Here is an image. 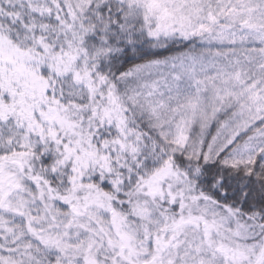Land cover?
Returning a JSON list of instances; mask_svg holds the SVG:
<instances>
[{"label": "snow or ice", "instance_id": "6c2138e0", "mask_svg": "<svg viewBox=\"0 0 264 264\" xmlns=\"http://www.w3.org/2000/svg\"><path fill=\"white\" fill-rule=\"evenodd\" d=\"M0 264H264V0H0Z\"/></svg>", "mask_w": 264, "mask_h": 264}]
</instances>
